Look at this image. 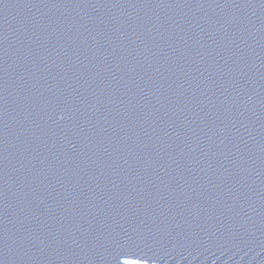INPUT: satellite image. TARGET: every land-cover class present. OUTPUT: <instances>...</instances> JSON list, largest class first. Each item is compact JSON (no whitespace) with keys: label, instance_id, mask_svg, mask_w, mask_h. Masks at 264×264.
Here are the masks:
<instances>
[{"label":"water","instance_id":"obj_1","mask_svg":"<svg viewBox=\"0 0 264 264\" xmlns=\"http://www.w3.org/2000/svg\"><path fill=\"white\" fill-rule=\"evenodd\" d=\"M0 264H264V0H0Z\"/></svg>","mask_w":264,"mask_h":264}]
</instances>
